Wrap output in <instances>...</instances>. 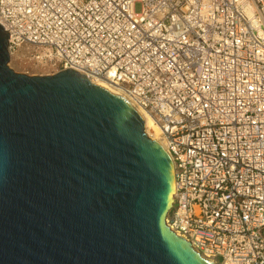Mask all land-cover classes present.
I'll use <instances>...</instances> for the list:
<instances>
[{"label": "built area", "instance_id": "2783aa9c", "mask_svg": "<svg viewBox=\"0 0 264 264\" xmlns=\"http://www.w3.org/2000/svg\"><path fill=\"white\" fill-rule=\"evenodd\" d=\"M0 24L11 57L46 48L147 113L171 230L216 264H264V0H0Z\"/></svg>", "mask_w": 264, "mask_h": 264}, {"label": "water", "instance_id": "95a60500", "mask_svg": "<svg viewBox=\"0 0 264 264\" xmlns=\"http://www.w3.org/2000/svg\"><path fill=\"white\" fill-rule=\"evenodd\" d=\"M10 59L0 24V264H216L167 225L174 164L129 101Z\"/></svg>", "mask_w": 264, "mask_h": 264}, {"label": "rangeland", "instance_id": "374dc122", "mask_svg": "<svg viewBox=\"0 0 264 264\" xmlns=\"http://www.w3.org/2000/svg\"><path fill=\"white\" fill-rule=\"evenodd\" d=\"M137 10L139 7L137 6ZM35 46H22L14 54L10 61L9 66L16 72L26 73L29 75H46L57 72V63L50 58L36 59L37 52L45 54L46 48H38ZM155 139V138H154ZM218 264H221V258H215Z\"/></svg>", "mask_w": 264, "mask_h": 264}, {"label": "bare ground", "instance_id": "6f19581e", "mask_svg": "<svg viewBox=\"0 0 264 264\" xmlns=\"http://www.w3.org/2000/svg\"><path fill=\"white\" fill-rule=\"evenodd\" d=\"M103 84V83H102ZM111 88V87H109ZM113 91H115L117 94L121 95L122 97H124L127 101H129L131 103V105L134 107L136 113L138 114V116L140 117V119L142 120L143 124H144V128L146 133L151 137V138H155L156 140H158L157 135H158V130L155 127V125L153 124L152 120L150 119V117L147 115V113L141 109L138 106H135L126 96V94L120 90V89H114L111 88ZM159 141V140H158ZM161 141V140H160ZM159 141V142H160ZM161 143V142H160ZM163 145V147L166 149V146L164 145V143H161Z\"/></svg>", "mask_w": 264, "mask_h": 264}]
</instances>
